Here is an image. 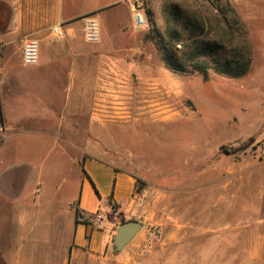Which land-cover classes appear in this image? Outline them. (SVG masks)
<instances>
[{
  "label": "rangeland",
  "instance_id": "1",
  "mask_svg": "<svg viewBox=\"0 0 264 264\" xmlns=\"http://www.w3.org/2000/svg\"><path fill=\"white\" fill-rule=\"evenodd\" d=\"M137 7L144 30L132 22ZM98 13L91 124L89 113H78L71 135L53 138L49 113L25 115L36 119L25 120L19 136L36 149L30 163L42 164L45 179L59 163L51 185L60 193L81 171L79 159L62 163L61 145L71 158L90 146L86 156L130 176L134 213L122 221L141 224L131 241L138 244L135 264H240L246 247L264 235V0H123ZM172 29L182 40L178 51L206 43L214 50L209 60L245 46L248 71L230 78L211 63L204 81L186 64L168 70L162 55ZM75 32L82 33L81 24ZM20 48H1L0 67L19 64ZM163 112L169 121H155Z\"/></svg>",
  "mask_w": 264,
  "mask_h": 264
},
{
  "label": "crops",
  "instance_id": "2",
  "mask_svg": "<svg viewBox=\"0 0 264 264\" xmlns=\"http://www.w3.org/2000/svg\"><path fill=\"white\" fill-rule=\"evenodd\" d=\"M118 1L123 0H0V50L24 40L39 46L35 66L0 67V264H135L138 244H131L133 239L119 252L112 244L118 221L134 213L133 179L86 156L90 146L71 158L61 145V159H67L62 163L79 159L81 171L60 193L59 185H51L59 163L50 166L51 178H43L42 164L29 160L36 149L30 151L19 137L26 131L24 121L36 120L27 114L49 113L48 136L53 138L71 135L78 113L83 118L89 113L91 124L93 46L75 28L83 17L98 16ZM55 25L64 27L63 39L52 37ZM95 213L101 216L99 226L84 220ZM169 239L176 242L173 234ZM260 241L246 247L240 264H264V235Z\"/></svg>",
  "mask_w": 264,
  "mask_h": 264
},
{
  "label": "trees",
  "instance_id": "3",
  "mask_svg": "<svg viewBox=\"0 0 264 264\" xmlns=\"http://www.w3.org/2000/svg\"><path fill=\"white\" fill-rule=\"evenodd\" d=\"M168 34V49L162 55V60L168 70L183 71L185 69L183 65L186 64L192 72L200 75L204 81L209 77V72L212 69L211 63H214L213 69L216 73L230 78L243 76L248 71L251 57L245 46H242L240 50H235L234 54L228 55L223 61L213 60V58L209 60L205 57L213 53L214 50L211 45L204 43L200 47L195 46L192 52H186L184 48L182 51H178L176 46L182 43L178 30L172 29ZM178 54L181 56L182 61L178 59Z\"/></svg>",
  "mask_w": 264,
  "mask_h": 264
},
{
  "label": "built area",
  "instance_id": "4",
  "mask_svg": "<svg viewBox=\"0 0 264 264\" xmlns=\"http://www.w3.org/2000/svg\"><path fill=\"white\" fill-rule=\"evenodd\" d=\"M132 22L134 27L144 30L148 27L146 16L141 9L134 8ZM52 37L56 40L63 39L66 31L62 25H55L51 28ZM82 35L87 44H97L100 41V28L96 16L87 15L82 18ZM21 64L25 67L35 66L39 59V46L36 40H24L20 48ZM86 223L95 226L100 225L101 216L99 213L87 215L84 218Z\"/></svg>",
  "mask_w": 264,
  "mask_h": 264
},
{
  "label": "water",
  "instance_id": "5",
  "mask_svg": "<svg viewBox=\"0 0 264 264\" xmlns=\"http://www.w3.org/2000/svg\"><path fill=\"white\" fill-rule=\"evenodd\" d=\"M141 229V224L136 221H127L121 223L116 229V234L113 238V248L115 252L121 251Z\"/></svg>",
  "mask_w": 264,
  "mask_h": 264
},
{
  "label": "bare ground",
  "instance_id": "6",
  "mask_svg": "<svg viewBox=\"0 0 264 264\" xmlns=\"http://www.w3.org/2000/svg\"><path fill=\"white\" fill-rule=\"evenodd\" d=\"M166 112H163V113H160V114H157L155 116H153L154 120L155 121H158V122H162V123H166L168 120L167 117H163L165 115ZM153 122V121H152ZM155 123V122H154ZM157 123V122H156Z\"/></svg>",
  "mask_w": 264,
  "mask_h": 264
}]
</instances>
